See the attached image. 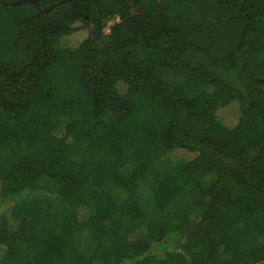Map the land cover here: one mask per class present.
<instances>
[{
  "label": "trees",
  "instance_id": "trees-1",
  "mask_svg": "<svg viewBox=\"0 0 264 264\" xmlns=\"http://www.w3.org/2000/svg\"><path fill=\"white\" fill-rule=\"evenodd\" d=\"M16 1L0 264H264V0Z\"/></svg>",
  "mask_w": 264,
  "mask_h": 264
},
{
  "label": "rangeland",
  "instance_id": "rangeland-1",
  "mask_svg": "<svg viewBox=\"0 0 264 264\" xmlns=\"http://www.w3.org/2000/svg\"><path fill=\"white\" fill-rule=\"evenodd\" d=\"M77 40V39H75ZM210 180V177L207 176H201L200 182L201 183H207ZM196 188V187H195ZM193 186H190L183 194L178 196L174 199L172 202V208L175 209L176 207H180V211H182V207L186 204H191L192 200L195 198L196 195V189Z\"/></svg>",
  "mask_w": 264,
  "mask_h": 264
},
{
  "label": "water",
  "instance_id": "water-1",
  "mask_svg": "<svg viewBox=\"0 0 264 264\" xmlns=\"http://www.w3.org/2000/svg\"><path fill=\"white\" fill-rule=\"evenodd\" d=\"M18 1H19V0H18ZM18 1H16L15 3H17ZM30 1H33V2H35L37 5H39V1H38V0H30ZM62 1H65V0H61V2H62ZM53 6H54V5H49V6H46V7L42 8V9L45 10V11H47V10L51 9Z\"/></svg>",
  "mask_w": 264,
  "mask_h": 264
}]
</instances>
